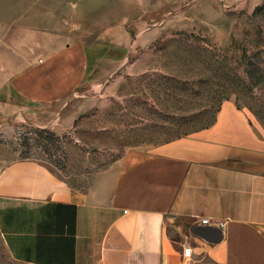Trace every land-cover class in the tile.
<instances>
[{
    "label": "crops",
    "instance_id": "0c3cea01",
    "mask_svg": "<svg viewBox=\"0 0 264 264\" xmlns=\"http://www.w3.org/2000/svg\"><path fill=\"white\" fill-rule=\"evenodd\" d=\"M69 26L56 0H0V120L67 126L83 80L119 66L117 41H73ZM0 235L16 264H184L187 246L190 264H264V129L227 101L83 191L17 159L0 169Z\"/></svg>",
    "mask_w": 264,
    "mask_h": 264
},
{
    "label": "rangeland",
    "instance_id": "374dc122",
    "mask_svg": "<svg viewBox=\"0 0 264 264\" xmlns=\"http://www.w3.org/2000/svg\"><path fill=\"white\" fill-rule=\"evenodd\" d=\"M56 11L73 41H117L119 66L83 80L67 126L0 120V169L30 159L83 191L126 150L205 127L227 101L264 129V0H56ZM0 264H16L1 235Z\"/></svg>",
    "mask_w": 264,
    "mask_h": 264
},
{
    "label": "built area",
    "instance_id": "2783aa9c",
    "mask_svg": "<svg viewBox=\"0 0 264 264\" xmlns=\"http://www.w3.org/2000/svg\"><path fill=\"white\" fill-rule=\"evenodd\" d=\"M191 253V249L189 246L183 248V257H184V264H190L189 256Z\"/></svg>",
    "mask_w": 264,
    "mask_h": 264
},
{
    "label": "trees",
    "instance_id": "16d2710c",
    "mask_svg": "<svg viewBox=\"0 0 264 264\" xmlns=\"http://www.w3.org/2000/svg\"><path fill=\"white\" fill-rule=\"evenodd\" d=\"M210 124V123H209ZM207 126V125H206Z\"/></svg>",
    "mask_w": 264,
    "mask_h": 264
}]
</instances>
